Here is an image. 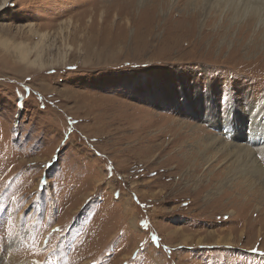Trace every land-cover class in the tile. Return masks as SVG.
<instances>
[{"label":"rangeland","instance_id":"rangeland-1","mask_svg":"<svg viewBox=\"0 0 264 264\" xmlns=\"http://www.w3.org/2000/svg\"><path fill=\"white\" fill-rule=\"evenodd\" d=\"M176 1L0 10V264H264V13Z\"/></svg>","mask_w":264,"mask_h":264},{"label":"bare ground","instance_id":"bare-ground-1","mask_svg":"<svg viewBox=\"0 0 264 264\" xmlns=\"http://www.w3.org/2000/svg\"><path fill=\"white\" fill-rule=\"evenodd\" d=\"M222 1L223 0H217V2H215L214 4L210 5V9L209 10H212V9H216L217 7H219L221 4H222ZM172 3V2H171ZM193 3V7L195 6V8L198 7V0H192L191 4L192 5ZM245 3L248 4L245 5V7H251L253 8L254 10H258L259 12H263L264 13V0H245ZM7 4V0H1V3H0V10H2L5 5ZM181 4H183V6H185L184 8H187L189 6V4L186 2V3H183V0H177L176 1V4L175 6H180ZM171 5V4H170ZM172 6V5H171ZM174 6V7H175ZM189 11V10H188ZM196 11V12H195ZM224 11V10H223ZM223 11L221 13H223ZM197 10H194L192 13H191V18L195 19L196 16H197ZM245 15V13L243 14ZM259 18V16H258ZM252 21H253V18H248V20L244 23V25L242 26L243 30L248 27L250 28L252 26ZM260 22V21H258ZM70 48V46H69ZM72 49V48H71ZM64 55H67V53H64ZM24 55H20V59H22ZM66 57L67 56H64L62 61H65L66 60ZM36 59L40 60L41 58V51L40 52H37L36 53V56H35ZM31 65H34L35 64V61H31L30 62ZM255 130V129H254ZM255 132V131H254ZM254 132H250V136L253 137L254 135H256ZM257 133V132H256ZM260 137L263 138L264 140V134L261 133L260 134ZM252 153V152H251ZM250 153V154H251ZM252 155V154H251Z\"/></svg>","mask_w":264,"mask_h":264}]
</instances>
